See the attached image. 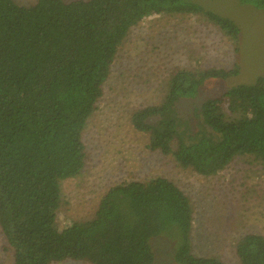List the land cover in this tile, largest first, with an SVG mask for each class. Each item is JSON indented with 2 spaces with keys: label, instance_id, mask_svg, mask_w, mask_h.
I'll return each instance as SVG.
<instances>
[{
  "label": "trees",
  "instance_id": "1",
  "mask_svg": "<svg viewBox=\"0 0 264 264\" xmlns=\"http://www.w3.org/2000/svg\"><path fill=\"white\" fill-rule=\"evenodd\" d=\"M238 5L264 12V0ZM162 14L199 16L234 40L243 32L229 14L196 0H35L30 6L0 0V231L12 264H154L152 240L174 230L183 238L178 264H227L195 254L192 200L165 177L114 185L92 219L58 223L61 182L86 168L84 130L120 48L132 28ZM172 69L163 101L130 117L134 130L148 136V150L205 178L239 160L264 171V76L208 98L198 131L189 136L181 134L173 107L238 70ZM155 117L160 120L151 125ZM233 243L238 264H264L263 234Z\"/></svg>",
  "mask_w": 264,
  "mask_h": 264
},
{
  "label": "rangeland",
  "instance_id": "2",
  "mask_svg": "<svg viewBox=\"0 0 264 264\" xmlns=\"http://www.w3.org/2000/svg\"><path fill=\"white\" fill-rule=\"evenodd\" d=\"M15 1L24 6L35 2ZM196 1L229 14L243 30L240 38L228 37L199 16L180 14H162L131 29L105 85L106 94L84 130L86 168L79 176L61 182L64 202L58 223L65 226L92 219L101 196L114 185L165 177L192 200L195 254L238 264L234 239L253 232L264 235L263 169L238 158L224 173L202 177L179 167L172 156L148 150V136L135 131L130 122L134 110L163 101L170 71L176 66L238 70L236 76L216 80L196 99L180 100L173 107L181 134L189 136L197 133L201 106L208 98L264 76V12L240 6L238 0ZM159 120L155 117L149 123L156 125ZM151 243L154 264H178L175 254L183 243L179 230ZM12 261L13 251L0 231V264ZM52 264L89 263L69 259Z\"/></svg>",
  "mask_w": 264,
  "mask_h": 264
}]
</instances>
